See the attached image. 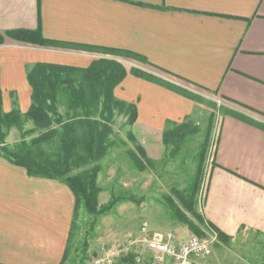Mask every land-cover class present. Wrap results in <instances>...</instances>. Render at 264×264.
<instances>
[{
    "label": "crops",
    "instance_id": "1",
    "mask_svg": "<svg viewBox=\"0 0 264 264\" xmlns=\"http://www.w3.org/2000/svg\"><path fill=\"white\" fill-rule=\"evenodd\" d=\"M16 29H40L45 38L77 48L6 36L0 45L5 112L15 98L28 112L29 65L88 67L102 57L117 58L128 74L115 95L136 105L129 135L134 151L140 149L152 163L169 151L164 142L169 125L188 121L196 127L202 104L215 101L206 94L222 99L241 117L223 112L214 122L216 141L206 173L200 170L204 186L196 194L202 204L197 210L229 245L252 237L264 246V0H0V31ZM112 49L147 62L103 51ZM172 157L181 158V147ZM75 202L67 184L30 176L0 156V264H61Z\"/></svg>",
    "mask_w": 264,
    "mask_h": 264
},
{
    "label": "trees",
    "instance_id": "2",
    "mask_svg": "<svg viewBox=\"0 0 264 264\" xmlns=\"http://www.w3.org/2000/svg\"><path fill=\"white\" fill-rule=\"evenodd\" d=\"M6 36L42 46L77 48L45 38L40 29L0 31V45L4 44ZM103 51L115 56L147 62L145 58L129 51L113 49ZM131 72L143 78L155 79L136 68H132ZM127 74L128 71L121 61L108 57L96 59L88 67L49 62L29 65L27 78L33 92L32 103L26 113L21 111L16 98L13 99V108L10 112L3 110L0 81V156L26 168L30 176L59 180L67 184L75 194L74 219L61 264L67 261L72 249V240L78 227L77 221L81 210L97 216L108 212L116 205L117 199L111 200L107 205L100 204L102 189L99 184L100 161L112 146L111 135L116 117L125 116L129 125L137 120L136 105L115 95V88ZM167 85L194 100L206 101L203 97L185 89ZM207 103L217 106L212 100ZM218 109L221 113L241 117L223 105ZM28 122L33 123L32 128H26ZM14 128L20 131L21 139L13 145H8L6 137ZM190 131L195 130L188 121L167 127L164 132V142L169 150H173V155L178 154ZM130 156L137 165L140 163L138 166L143 167L141 160L146 156L140 149L132 151ZM184 197L190 198L188 191ZM193 198L184 199V206L207 229L216 230L223 244H228V237L205 223L195 206L196 194ZM172 203L177 208L180 220L184 221L193 232L204 234L186 212L179 210L173 199ZM87 247L88 241L85 239L83 256L86 255Z\"/></svg>",
    "mask_w": 264,
    "mask_h": 264
},
{
    "label": "rangeland",
    "instance_id": "3",
    "mask_svg": "<svg viewBox=\"0 0 264 264\" xmlns=\"http://www.w3.org/2000/svg\"><path fill=\"white\" fill-rule=\"evenodd\" d=\"M206 95L215 99L214 103L217 106L202 104L200 124L196 127L192 125L195 131H190L182 143L181 158H173V150L170 149L159 161L152 163L146 158L142 159V168L138 166L140 163L137 165L130 156L136 148L129 135L130 126L127 118L116 117L111 135L112 146L100 161L99 176L102 188L100 204L107 205L111 200L117 199L116 205L108 212L97 216L81 210L77 221L78 227L72 240V249L64 264H90L92 257L99 252L102 245H113L131 236L143 222L148 224L152 232L161 231L159 233L163 235L171 232L181 240L192 236L208 237L206 226L184 206V199H194V194L197 196L202 194L204 175L201 177L199 170L205 174L210 164L217 131V124L215 126L214 122H218L221 116L218 107L224 102L213 95ZM31 123L26 128H32ZM20 139V131L14 128L7 135L6 142L13 145ZM179 159L181 167H178ZM171 170L174 171L170 172ZM187 191L190 198L184 197ZM172 199L179 210L186 212L204 234L193 232L180 220ZM195 202L199 210L202 206L199 197ZM85 239L88 241V247L86 255L83 256ZM263 262L264 246L252 237L232 245L217 242L212 255L203 261L204 264H263Z\"/></svg>",
    "mask_w": 264,
    "mask_h": 264
},
{
    "label": "built area",
    "instance_id": "4",
    "mask_svg": "<svg viewBox=\"0 0 264 264\" xmlns=\"http://www.w3.org/2000/svg\"><path fill=\"white\" fill-rule=\"evenodd\" d=\"M219 240L218 232L211 228L208 237L181 240L171 232H152L143 222L137 233L113 245H102L90 264H204Z\"/></svg>",
    "mask_w": 264,
    "mask_h": 264
}]
</instances>
